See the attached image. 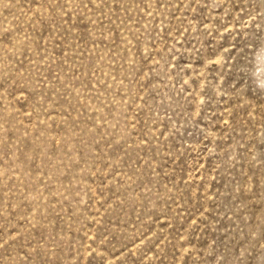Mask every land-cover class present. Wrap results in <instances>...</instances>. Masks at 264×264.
<instances>
[{"label": "rangeland", "instance_id": "1", "mask_svg": "<svg viewBox=\"0 0 264 264\" xmlns=\"http://www.w3.org/2000/svg\"><path fill=\"white\" fill-rule=\"evenodd\" d=\"M0 264H264V0H0Z\"/></svg>", "mask_w": 264, "mask_h": 264}]
</instances>
